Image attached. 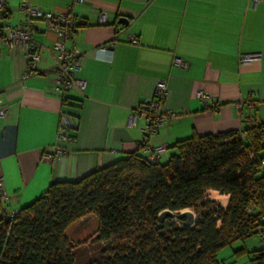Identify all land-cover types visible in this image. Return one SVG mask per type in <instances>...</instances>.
Returning <instances> with one entry per match:
<instances>
[{"label":"crops","instance_id":"0c3cea01","mask_svg":"<svg viewBox=\"0 0 264 264\" xmlns=\"http://www.w3.org/2000/svg\"><path fill=\"white\" fill-rule=\"evenodd\" d=\"M23 0H8L3 30L21 28ZM54 14L72 13L79 31L66 42L77 51L83 94L55 89L56 63L41 56L28 74L24 56L1 44L0 95L8 117L0 124V171L11 210L42 197L53 183L78 182L94 171L140 153L146 120L129 125L131 112L150 101L160 80L168 83L162 111L178 119L149 139L150 148H170L193 135L237 132L264 122V3L253 0H29ZM104 14L107 24H100ZM35 41L52 47L54 32L35 22ZM137 36L138 45L129 43ZM115 41V47L110 44ZM105 48V51L103 50ZM241 54H259L241 66ZM181 59L186 68L174 66ZM46 74V75H45ZM199 92L209 94L203 104ZM248 102L240 108V102ZM75 118L74 142L59 139L63 115ZM62 155L45 159L46 150ZM2 206L0 205V209ZM220 251V264H264V241H237ZM244 250L240 256L235 252ZM256 252V254L254 253ZM259 252V253H258Z\"/></svg>","mask_w":264,"mask_h":264},{"label":"trees","instance_id":"16d2710c","mask_svg":"<svg viewBox=\"0 0 264 264\" xmlns=\"http://www.w3.org/2000/svg\"><path fill=\"white\" fill-rule=\"evenodd\" d=\"M245 133L193 135L164 163H151L139 145L140 153L78 182L53 183L12 221L1 208L0 264H220V251L263 226L264 122ZM210 191L228 196V206L207 200ZM185 210L198 215L192 227L180 218ZM165 211L176 222L162 219ZM90 216L98 220L97 253L79 263L82 246L68 230Z\"/></svg>","mask_w":264,"mask_h":264},{"label":"built area","instance_id":"2783aa9c","mask_svg":"<svg viewBox=\"0 0 264 264\" xmlns=\"http://www.w3.org/2000/svg\"><path fill=\"white\" fill-rule=\"evenodd\" d=\"M254 5L263 3L264 0H253ZM8 0H0V45L3 44L8 51L16 56H24L28 62V74H34L38 71L41 56L45 53L51 54L55 60V67L52 69L55 74V89L62 95L72 91H77L83 94L86 89V83L77 78L79 69L77 51L73 49L68 51L66 42L70 40L78 32V19L70 12L65 14H54L41 10L33 6L29 0H23L19 10L24 15V23L21 28L7 27L3 30V18L7 8ZM76 3L81 4L83 0H76ZM41 21L45 24L47 30L52 31L57 36V41L50 48L45 47L35 41V22ZM100 24H107L104 14L100 15ZM129 43L132 45L139 44L137 36L129 37ZM113 41L110 46L115 47ZM105 51V48L103 49ZM1 56V49H0ZM261 60L259 54H242L239 58L241 66H248L257 63ZM174 66L178 68H186V64L176 58ZM46 75V74H45ZM168 97V83L160 80L157 83L154 97L143 103L137 110L131 112L129 116V125H136L139 118L143 117L146 120V127L142 130L143 139L140 142L143 154L148 157L151 163H154L164 154L167 153V148L161 146L158 148H150L149 139L155 136L160 129L171 125L178 119V114L172 111H162V106ZM197 98L203 104H207L210 100L209 94L199 92ZM248 102H240V108ZM8 117V108L3 102L0 95V124ZM77 123L74 117L63 115L59 126V139L63 142H74L75 138L70 134L75 130ZM249 129L238 130L245 139L246 131ZM63 151L59 148L54 150H46L45 159L53 160L55 157L62 155ZM264 167V161H263ZM9 196L4 189L3 177L0 171V205L2 206L4 219L7 221L14 220L19 210H11L8 206ZM263 226L258 229L257 236L264 241V216L261 218Z\"/></svg>","mask_w":264,"mask_h":264},{"label":"rangeland","instance_id":"374dc122","mask_svg":"<svg viewBox=\"0 0 264 264\" xmlns=\"http://www.w3.org/2000/svg\"><path fill=\"white\" fill-rule=\"evenodd\" d=\"M217 195H221V194L218 193ZM207 200H210L208 194H207ZM217 204L220 207H222L220 202L219 203L217 202ZM189 211L193 212L196 218L198 217L197 213L194 210H189ZM97 227H98V220L95 217L90 216L83 223H77L68 230V235L70 239L74 242V244H80L82 246L78 253L79 263H85L88 260V258L89 257L91 258V255L94 254V252L96 251L97 246L93 245L91 242L94 239L93 235L96 232ZM223 250L224 251L226 250L231 253L233 252V250L231 249L230 251L229 248Z\"/></svg>","mask_w":264,"mask_h":264},{"label":"water","instance_id":"95a60500","mask_svg":"<svg viewBox=\"0 0 264 264\" xmlns=\"http://www.w3.org/2000/svg\"><path fill=\"white\" fill-rule=\"evenodd\" d=\"M176 214L173 213V212H170V211H165L162 215H161V218L162 219H167V218H171L173 219V222H176L174 219L176 218ZM180 218H186L187 219V222L184 223L183 225L185 227H192L194 224H195V221H196V216L194 215L193 212L191 211H185V212H181L180 213ZM86 219L88 218H85L83 220H81L80 222L78 223H83ZM171 225V222L170 221H167L165 223V226H166V229H169Z\"/></svg>","mask_w":264,"mask_h":264},{"label":"bare ground","instance_id":"6f19581e","mask_svg":"<svg viewBox=\"0 0 264 264\" xmlns=\"http://www.w3.org/2000/svg\"><path fill=\"white\" fill-rule=\"evenodd\" d=\"M218 193L215 191H210L208 193L209 199L216 201V202H220L223 208H226L228 206L229 203V197L228 196H222V195H217ZM185 211H189V210H185ZM182 211V212H185Z\"/></svg>","mask_w":264,"mask_h":264}]
</instances>
